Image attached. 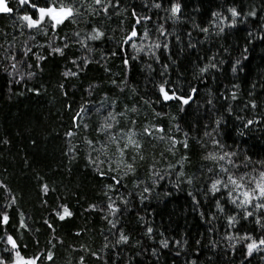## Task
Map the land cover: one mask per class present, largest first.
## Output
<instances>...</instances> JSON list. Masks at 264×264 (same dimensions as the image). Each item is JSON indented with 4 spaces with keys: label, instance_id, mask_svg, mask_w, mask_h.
<instances>
[{
    "label": "snow or ice",
    "instance_id": "1",
    "mask_svg": "<svg viewBox=\"0 0 264 264\" xmlns=\"http://www.w3.org/2000/svg\"><path fill=\"white\" fill-rule=\"evenodd\" d=\"M203 2L188 13L183 0H0V19L11 22L10 31L0 28V74L10 95L12 85L39 95L41 88L28 82L56 57L66 61L56 83L64 98L75 87L67 82L91 65L104 73L83 89L89 99L63 105L69 122L62 153L69 163L85 162L99 197L85 211L107 225L98 249L87 241L65 245L56 224L75 213L60 198L49 203L56 188L35 174L46 213L37 220L21 207L25 194L0 175V264H57L58 245L67 253L61 264H136L139 257L138 264H161L165 256L173 264L181 257L183 264L264 262V153L244 147L254 130L264 131V100L256 93L264 80L246 93L234 80H220L226 71L244 72L249 45L264 41V0H222L202 12ZM250 19L259 23L246 30L238 56L226 45L215 52L204 47ZM182 61L190 67L178 71ZM138 66L142 82L133 78ZM10 143L0 138V146ZM178 193L188 199L184 214L195 215L202 232L166 235L140 216V237L126 233L122 218L134 201L167 207ZM88 232L85 226L72 236ZM129 249L138 251L125 259Z\"/></svg>",
    "mask_w": 264,
    "mask_h": 264
},
{
    "label": "trees",
    "instance_id": "2",
    "mask_svg": "<svg viewBox=\"0 0 264 264\" xmlns=\"http://www.w3.org/2000/svg\"><path fill=\"white\" fill-rule=\"evenodd\" d=\"M183 2L187 5L185 12L191 13L197 0H183ZM253 2L258 3L259 0H253ZM221 3L222 0H204L199 6L203 12L205 9H217ZM260 15L264 16V13ZM196 18L199 20L200 16L197 15ZM10 23L9 20L0 19V28L10 31L11 29L7 27ZM258 23L259 20L254 22L250 19L248 24L239 25L238 29L231 30V34L226 38L216 42L209 41L204 47H211L215 52L219 45H226L238 56L245 43L246 30L255 27ZM248 55L249 59L244 61L247 65L244 72L232 77L230 72L226 71L228 78L220 77L225 84H230L233 80L239 83L245 93L251 87L252 82L264 80V41L256 40L249 45ZM195 58L196 53H193L191 59L195 60ZM65 64L66 61L56 57L55 60L44 65L42 74L38 73L34 80L28 82V88H41L39 95L27 91L23 85H12L10 95L7 77L0 74V138L7 137L11 141L10 145L0 146V175L7 177L13 189L25 194L21 207L37 220L46 213L40 210L36 198L35 174L39 173L44 176L49 185L56 188V191L48 196L49 203L54 204L57 198H60V202L67 203L75 213L70 220L56 224L57 234L64 237L65 245L87 241L92 244L93 248L98 249L102 244L100 232L106 230L107 225L100 215L85 211L90 203L98 202V185L85 168L83 159L69 163V159L62 153L65 144L63 136L69 122V113L63 105L72 103L73 108H76L84 100L89 99L83 89L88 83L103 77L104 73L102 69L91 65L79 79L67 82L75 87H68L69 96L64 98L56 89V83L61 79L60 73L65 70ZM116 64H119L118 60ZM185 67L190 66L187 61H182L178 71H184ZM225 68L227 69V65ZM133 78L135 81H143L144 76L139 66L133 70ZM173 78H175V72ZM218 86L212 83L209 85L212 88ZM256 93L260 99L264 100V90L257 87ZM244 99L248 97L245 95ZM231 127V122H229V131ZM260 127L264 128V125ZM245 139H247V144L244 147L251 145L254 146L251 148L252 152L264 153V131L254 130ZM32 140L36 143L33 144ZM187 211L188 199L184 193H178L170 198L167 207L162 203L158 205L156 201L146 202L142 206L138 201H134L130 211L125 212L122 219L126 226V233L130 229V234L134 238H139L143 231L140 227L143 223L139 220L140 216L153 222L154 227L166 229V235L188 231L195 236L197 231L202 232L204 229L195 215L184 214ZM170 218L171 223H169ZM36 226L40 227L39 224ZM85 226L89 229L88 233L82 234L81 238L72 236V233ZM41 231L43 233L45 230L42 228ZM45 238L46 235L40 236L42 241ZM25 239H28L27 235ZM135 251L138 249H129L125 253V259L128 255H133ZM57 257V264H61V261L67 258L65 249L60 248L59 245ZM141 259L143 257L137 258L136 264ZM183 259L181 257L177 264H183ZM203 259L202 256L201 260ZM88 264H100V262L89 260ZM161 264H173V257L165 256ZM253 264H264V262L257 257Z\"/></svg>",
    "mask_w": 264,
    "mask_h": 264
}]
</instances>
